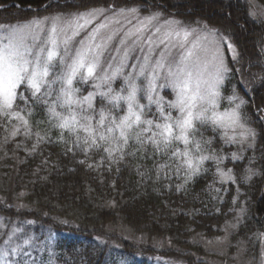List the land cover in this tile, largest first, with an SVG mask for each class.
Returning <instances> with one entry per match:
<instances>
[{"label":"trees","instance_id":"1","mask_svg":"<svg viewBox=\"0 0 264 264\" xmlns=\"http://www.w3.org/2000/svg\"><path fill=\"white\" fill-rule=\"evenodd\" d=\"M255 1L264 9V0ZM102 7L161 12L187 26L215 29L231 40L239 56L238 62L233 61L225 47L233 71L221 87L220 109L239 103L228 100L235 87L246 101L240 111L256 133L254 147L245 145L238 153L245 158L233 161L237 144L225 145L211 131L206 135H215L213 147L228 157L221 167L232 169L237 177L251 167L257 175L247 182L221 184L216 166L206 161L204 168L209 170L187 184L183 173L157 181L155 172L148 171L151 160L129 157L109 169L106 163L96 166L97 154L80 164L85 157L65 155L56 129L50 132L52 143H41L33 151L35 137H26L23 128L11 136L16 121L0 119V219L4 221L0 232L23 228L26 233L55 234L57 264H150L148 255L207 264L201 259L207 254L205 241L222 236L233 223L230 251L243 248L257 262L264 248V19L253 13L251 0H0V25ZM164 92L174 99L171 89ZM42 119L39 109L30 118ZM177 185L183 187L177 190ZM143 239L157 240L164 247ZM40 264L55 263L46 259Z\"/></svg>","mask_w":264,"mask_h":264},{"label":"snow or ice","instance_id":"2","mask_svg":"<svg viewBox=\"0 0 264 264\" xmlns=\"http://www.w3.org/2000/svg\"><path fill=\"white\" fill-rule=\"evenodd\" d=\"M91 15L80 14L63 26L58 24L59 18H53L46 40L40 36L44 31L40 20L0 25V29H5L0 35V119L6 123L19 122L13 126L11 136L19 135L23 128L26 137H35L32 145L35 151L41 143H52L50 132L56 129L65 155L85 157L78 161L80 164L97 154L100 162L96 166L106 163L109 169L129 157L151 160L148 171L155 172L157 181L169 178L170 173L177 177L183 173L187 184L209 170L204 168L206 161L216 166L215 174L221 184L247 182L257 175L251 167L242 177L221 167L228 157L220 155L222 149L213 147L215 135H206L211 131L225 145L239 144L238 151L231 153L233 161L245 158L238 153L245 150L246 143L247 147H254L248 141L249 138L254 141L256 133L245 127L246 117L240 111L246 101L239 97L235 87L228 100L239 103L234 108L219 110L221 87L233 71L226 62L224 48L230 51L233 61L238 62L239 56L227 37H217L215 29L203 36L196 34L195 29H169L160 41L164 48L157 55L158 46L153 44L152 37L139 35L145 27L142 24L136 33H128L135 36L132 48L121 40L123 47L117 48V55L111 57L115 65L107 63L105 67L104 45L96 44L95 40L106 24L93 30L87 44L81 40L80 47L69 46L80 30L91 23ZM146 19L151 23L155 17ZM160 31L156 29L157 33ZM111 39L109 36L108 40ZM137 43L142 45L143 55L129 64L130 53ZM172 47L181 49L178 56L172 54ZM118 77H123V86L117 91L113 82ZM84 85L94 90L85 95ZM164 89H171L175 98L168 100L161 95ZM37 109L44 113V119L32 122L30 118ZM173 111L177 114L173 115ZM237 129L243 130L239 139ZM87 167L92 168L93 164ZM182 187L177 185V190ZM0 237H5L0 243V264H36L29 259V249L37 246L34 235L23 228H13L0 232Z\"/></svg>","mask_w":264,"mask_h":264},{"label":"rangeland","instance_id":"3","mask_svg":"<svg viewBox=\"0 0 264 264\" xmlns=\"http://www.w3.org/2000/svg\"><path fill=\"white\" fill-rule=\"evenodd\" d=\"M252 6H253V13L256 16L262 17L264 19V9L255 1L251 0ZM91 13V23H89L86 28L80 30V34L78 36H75L70 41V47L75 49L80 47V41L83 40L85 44L88 43V37L91 35L93 30L97 28L100 24H106L107 27L101 28L99 30V33L96 37L95 43L96 44H103L104 45V53L102 60L104 61V66H107V63H113L115 65L116 62H113L111 60L112 56H116V49L122 48L123 46L120 44L121 40H125L126 44L129 48H132V41L135 39V36H129L128 33H136V29L140 28L142 24L145 26L143 31L139 33L141 37H152L153 44L155 46H158L155 48L156 54L158 55L159 51L164 48L163 44H160L161 39L164 38V32L169 29H195L196 34L203 36L204 34L210 32L212 29L208 28H202L200 26H187L183 24L179 19L175 17H167L161 12H155L151 14H143L141 13L137 8H131V9H118V8H95L84 12H77V13H70L63 16H52V17H44V18H35L32 20L24 21L18 24H12V25H21L28 23L33 20H40L42 21L41 27L44 29L43 32H41L40 36L41 39L46 40L47 39V32L51 27L53 18H59L58 24L63 26V24L70 20H75L80 14H88ZM233 16V15H232ZM155 17L151 21V23L148 22L146 18ZM88 18V17H86ZM231 16H228V19L231 20ZM172 21H179L180 24L177 25L175 23H169ZM80 23H83V20L80 21ZM11 26V25H5ZM160 28L161 31L159 33L156 32V29ZM5 29H0V35L4 34ZM217 37L221 36L217 32L214 33ZM246 34V33H244ZM68 35L71 36L72 32L69 31ZM111 36L112 39L108 40V37ZM61 39H63V36H61ZM173 40L175 38L173 37ZM228 41L230 43L231 40L228 38ZM233 44V43H232ZM141 44L137 43L135 45L134 50L130 53V58L127 61V63L132 64L136 63V58H141L143 53H141L140 48ZM145 51L147 50V43L145 41L144 45ZM63 48V45L61 44V50ZM264 48V47H263ZM171 52L173 55L178 56L181 52V49L179 47H172ZM224 54H225V48H224ZM226 57V54H225ZM210 58V57H209ZM119 59V57H118ZM118 62V60H117ZM131 69H125V71H130ZM122 82V83H119ZM123 86V77H118L115 82H113V88L115 90H119L120 87ZM84 92L83 94H87V91L94 90L90 88L88 85L83 86ZM165 90L170 89H164L161 90V95H165L166 99L171 100L166 94ZM175 98V97H174ZM234 108V107H232ZM220 111H224L219 108ZM177 113L173 111V115H176ZM14 125L18 126L19 122L16 121ZM246 128H249L247 125H245ZM22 129V128H21ZM243 131L242 129H237V137L239 139V132ZM248 142H252L251 138H249ZM239 147L240 145L237 144ZM247 145V143L245 144ZM244 145V147H245ZM182 147V145H181ZM2 226H4V221L0 219V229L2 230ZM234 224L231 223L225 228L224 234L220 237H217L216 239H209L205 241L204 246L205 250L207 251L206 255H202L201 259L203 261H206L207 264H264V248H262L259 260L255 262L253 258H251L249 255L245 253V250L241 248V250H237L236 252L230 251V236L231 232L234 229ZM12 230V229H11ZM10 230V231H11ZM2 232V231H1ZM31 235H34L37 238V246L36 248L29 249L31 252V257L29 259H34L36 261V264H40L42 261L49 259L52 261V263L57 264V261L55 259V253H56V235L52 233H29ZM110 234H116V233H110ZM121 236L130 235L131 233H117ZM132 237V236H131ZM5 237H0V243H2V240ZM152 240V239H151ZM144 243H151L154 247L157 248H163L164 246H159V242L156 240H148L146 241L143 239ZM157 244V245H156ZM147 258L150 260V264H182L177 263L173 261H167V259L160 258L159 256H153L148 255Z\"/></svg>","mask_w":264,"mask_h":264}]
</instances>
